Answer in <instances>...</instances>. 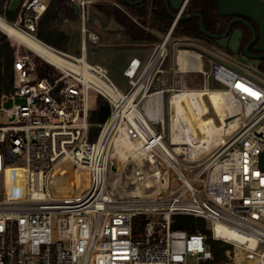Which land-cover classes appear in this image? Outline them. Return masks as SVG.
Here are the masks:
<instances>
[{
	"label": "built area",
	"instance_id": "obj_1",
	"mask_svg": "<svg viewBox=\"0 0 264 264\" xmlns=\"http://www.w3.org/2000/svg\"><path fill=\"white\" fill-rule=\"evenodd\" d=\"M75 1L85 16L89 1ZM189 1L149 61L129 62L128 91L84 54L58 50L75 67L40 76L33 52L16 53L14 87L0 100V264H215L208 236L173 228L174 214L206 219L211 238L232 245L222 264H264V79L213 57L198 69L201 88H170L168 118L165 89L154 85ZM46 10L44 0H22L13 23L36 36ZM92 90L111 105L94 139ZM185 90L222 92L225 119L239 122L205 141L187 102L183 112L172 103ZM124 139L131 151L114 157Z\"/></svg>",
	"mask_w": 264,
	"mask_h": 264
},
{
	"label": "trees",
	"instance_id": "obj_2",
	"mask_svg": "<svg viewBox=\"0 0 264 264\" xmlns=\"http://www.w3.org/2000/svg\"><path fill=\"white\" fill-rule=\"evenodd\" d=\"M96 1L95 6L97 9L104 13L107 18L114 19L133 41H155L157 36L148 31L146 25L167 30L174 20L164 0H145L143 5H132L125 0ZM18 12L19 8L16 10L7 8L5 14L8 19L16 20ZM196 12L202 14L203 23L207 30L214 32L225 27V19L228 16H224L219 12L218 0H190L183 14H194ZM59 13L68 18H76L78 16L72 0H52L43 18L39 20L35 32V35L39 39L54 47L63 46L68 41V37L63 32L61 33L59 30L53 28L54 24L60 18ZM42 30H45L50 35L62 38V42H53L42 34ZM178 32L185 35L195 34L196 36H200L202 34L200 17L192 16L186 19H179L174 28V33L176 34ZM15 57L14 47L0 37V100L3 93L11 91L14 87ZM36 64L40 76H45L48 72H55L51 64L40 58L36 59ZM260 69L264 72V58L261 61ZM110 111L111 105L109 101L101 94H98L97 106L91 111L90 115V121L92 123L91 139L97 136L100 130V124L107 119ZM68 191L67 187L66 193ZM143 218L144 216L142 215L135 218V231L139 228ZM172 227L175 229H184L190 233L196 231L204 232L209 238L208 240L210 241V246L216 261L215 264H222L230 260V253L228 251L232 253V245L221 240H213L206 219L190 214H174L172 217Z\"/></svg>",
	"mask_w": 264,
	"mask_h": 264
},
{
	"label": "rangeland",
	"instance_id": "obj_3",
	"mask_svg": "<svg viewBox=\"0 0 264 264\" xmlns=\"http://www.w3.org/2000/svg\"><path fill=\"white\" fill-rule=\"evenodd\" d=\"M8 1L9 0H0V14L2 16H4L6 19H8L6 14H5L7 8H9L11 10H16L19 8L20 2H21V0H10V2L8 4ZM44 1L46 3H48L49 0H44ZM96 2H97L96 0H93V1H89L87 3L84 23L88 29L87 30L88 36L93 31V32H96L99 35H101L102 38H101L99 43H93L91 40H89V39L87 40V42H88L87 60L90 63H99V64L106 66L108 68V75L112 79V81L120 89H122L123 91H126L130 85L128 83L127 77L123 73V70H124L125 62L128 60L130 53L132 52V48H134V47L125 44V36L126 35L123 32L116 31V30L111 31L112 28L110 27V24L112 22H110V21L106 22L103 15L100 13L99 14L97 13L98 9L95 6ZM79 16H80V19H79L78 23H76V26L78 25L80 28V26L82 25V22H83V19H82L83 15L82 14L78 15V18H79ZM73 19H75V18H73ZM107 19H109V18H107ZM8 20L12 21V22L15 21V20H10V19H8ZM111 20L113 22H116L114 19H111ZM103 22L106 23V29H104V27H103V24H102ZM172 23H171V25H172ZM146 28L148 31L152 32L153 34H155L157 36V41H158L162 38V36L167 32V30L170 27L167 30H164V29H158L156 27H151L149 25H146ZM0 37L3 38L5 41H8L14 47L15 56H16V53L18 51H20V53L32 52L25 45L21 44L16 39L9 36L5 32H3L2 30H0ZM82 37H83V33L79 30V36H77V41L78 40L80 41V39H82ZM170 42L173 45L175 44L176 46H180V47H184V48L194 47L195 49H198L199 51H201L205 56L207 53H211L213 55V57L218 58L222 61H225L226 63L230 64L231 66H233V67H235L241 71L246 70L237 60H235L232 57L231 54L226 53V52L221 51V50H218V49L210 48L209 46H206V45L203 46L204 45L203 43H201L198 39H193L191 37V35L181 34L180 32L175 34L173 32L171 35ZM64 52H67V51H64ZM81 52H82L81 49L77 50V53H74L73 55L78 56L81 54ZM169 53H170V51H169ZM34 58H35V60L37 58L44 60L43 58L36 55L35 53H34ZM205 60H207V59H205ZM44 61H46V60H44ZM49 64H51V63H49ZM52 66L54 67V65H52ZM54 70L56 71L55 67H54ZM203 79H204L203 75H200V74L194 75L193 77H191L192 82L191 81H189V82L191 83V86L193 85V86H196L195 88H199L198 87L199 83H201L203 81ZM214 91H218V90H214ZM97 98H98V93L96 91L92 90L90 92L89 98H88L91 109H94L97 106ZM169 98H170V94H168L165 97V101H166L165 113H166L167 118L170 115V108H169V104H168ZM208 98H203L204 100H202L203 110H204V108L206 109V110H204L206 112V114L204 113L205 115H202V119H207V118L212 117L215 119L217 124H220L221 122H220L219 117L217 115L218 113H216L217 106L213 102L214 98L212 99L211 96H209ZM21 100H22L21 98H16L15 100L14 99H8L3 105L4 106H11L14 103L20 102ZM209 100L211 101V103ZM189 109H190V107H189ZM207 111H208V113H207ZM173 113H174V109H173ZM192 115L194 118L192 121V124L194 125L193 128L195 129L194 131L197 132V134H199L198 126H201L200 125L201 119H195L193 112H192ZM5 120H6L5 114L3 113L2 110H0V124L4 123ZM230 120H231V118H229V117L226 120V125L224 128V134L226 133L225 131H229V128H227V125H228V122ZM167 124H168V119H167ZM203 137H205V136H203ZM167 139H168V137H167ZM123 149L126 151V154H128V151H131L132 148H129L128 146L127 147L124 146ZM114 161H115V164H117V165H119L121 162H123L120 159L119 160L115 159ZM67 174H68L69 178H71V173H70L69 169L67 170ZM65 179H67V178H65ZM69 181H70V179H69ZM0 197H2V195H0Z\"/></svg>",
	"mask_w": 264,
	"mask_h": 264
},
{
	"label": "crops",
	"instance_id": "obj_4",
	"mask_svg": "<svg viewBox=\"0 0 264 264\" xmlns=\"http://www.w3.org/2000/svg\"><path fill=\"white\" fill-rule=\"evenodd\" d=\"M22 1V0H21ZM52 0H49L47 4V7L49 6L50 2ZM74 1V0H72ZM10 0L8 1L9 4ZM21 4V2H20ZM20 7V6H19ZM76 10V9H75ZM77 12V11H76ZM19 13V12H18ZM46 13V12H45ZM44 13V14H45ZM97 13L102 14L106 22L110 21L112 22L110 24V27L112 28L111 31L116 30L123 32L125 36V44L132 46V52L130 53V56L128 60L125 62L123 73L125 74V70L129 64V62L133 58H138L141 61L142 67L149 61L154 45L159 41L157 39L155 41H133L130 39V37L121 29L120 25L117 22H113L111 19H107L106 15L102 13L101 11L97 10ZM43 14V16H44ZM59 20L54 24L53 28L59 30V32H63L67 37L68 41L63 46L54 47L45 41L47 45L52 46V48H55L57 50H63L69 52V54L77 53V50L81 49V54H84L87 59L88 54V42L87 40H91L93 43H99L101 40V35H99L96 32H91L90 35H87V27L84 23L85 16H81L83 19L82 25L76 26V23H78L80 16L73 18L64 17L61 13ZM78 15L82 14L81 12L78 13ZM42 16V18H43ZM103 27L106 29V23L103 22ZM86 29V30H85ZM79 30L83 33L82 39L80 41H77V36H79ZM42 34L46 37H48L53 42H62V38L56 37L55 35H50L45 32V30H42ZM87 35V36H86ZM38 38V37H37ZM39 39V38H38ZM99 39V40H98ZM169 55L166 58L164 65H163V71L158 74L157 79L155 81V87L160 89H165L164 94L165 97L168 94H171L172 91L170 88H190V89H197L196 86H191V77L194 75H202L200 72H198V69L202 67L205 70L210 69V62L213 58V55L211 53H207L206 56L199 51L198 49H195L194 47H180L176 46L175 44H170L169 46ZM80 54V55H81ZM79 56V55H78ZM207 59V60H205ZM95 64V63H94ZM99 64V63H98ZM102 65V64H101ZM104 66V65H103ZM141 67V69H142ZM245 72L251 73L249 70H244ZM127 77V76H126ZM128 79V77H127ZM192 82V81H191ZM128 83L130 85L129 79ZM190 83V84H189ZM209 84L212 85V79H209ZM203 86V81L199 83V88ZM131 88V85L126 90L128 91Z\"/></svg>",
	"mask_w": 264,
	"mask_h": 264
},
{
	"label": "bare ground",
	"instance_id": "obj_5",
	"mask_svg": "<svg viewBox=\"0 0 264 264\" xmlns=\"http://www.w3.org/2000/svg\"><path fill=\"white\" fill-rule=\"evenodd\" d=\"M0 30L8 34L9 36L16 39L21 44L25 45L31 51H33L36 55L40 56L47 62L51 63L57 67H71L75 66L68 60L66 55L51 46L47 45L40 39L36 38L33 34H30L13 22L7 20L4 16L0 15ZM204 94H207L208 97L211 96L214 98V103L216 104V113L220 116V124H217L215 119L210 117L207 119H202V115L206 113L203 110ZM187 102L190 109L194 113L195 119H201L200 125L206 136L204 137L205 141H216L221 139L224 134V128L226 125V116L228 115L227 111V100L225 95L220 91L208 90L207 92H203L202 90H185L182 92H178L172 97V103L176 106L177 112H183L184 106L183 102ZM239 122V118L231 119L228 122L229 131H231ZM198 124V123H197ZM194 126V125H193ZM227 130V129H226ZM226 132V131H225ZM196 133V132H195ZM124 146H128L132 148L133 145L127 139H124L122 143L116 148L117 150L114 152V157H118L119 153L126 154V151L123 149ZM179 151H182L181 147H178ZM122 163V162H121ZM66 167L69 169L68 164ZM71 173V172H70ZM73 173H71V176ZM236 235V234H235ZM238 236V235H236Z\"/></svg>",
	"mask_w": 264,
	"mask_h": 264
},
{
	"label": "water",
	"instance_id": "obj_6",
	"mask_svg": "<svg viewBox=\"0 0 264 264\" xmlns=\"http://www.w3.org/2000/svg\"><path fill=\"white\" fill-rule=\"evenodd\" d=\"M93 1V0H88ZM132 5H143L145 0H125ZM165 5L170 12L171 16L175 19L178 16V12L185 4V0H164ZM74 8L78 13L81 12V6L74 0L72 2ZM218 10L224 16L237 15L239 18H233L228 24L226 33H228L231 24L234 20H242L250 25L253 30V37L250 42L245 46L243 59H236L245 69L251 73L264 79V72L260 69L262 58H264V0H218ZM192 16L200 17V29L206 37L219 38L221 35L215 34L207 30L203 23V16L201 13L186 14L183 13L179 16V19H186ZM254 20L259 27V36L255 28L246 19ZM166 30V29H165ZM242 31L240 29L235 30V34L229 44L232 53H237L239 49L240 37ZM37 38V37H36ZM229 38L226 37L223 40H219L222 46L226 45ZM253 52L249 50V47L253 45ZM50 46V45H49ZM52 47V46H51ZM55 49V48H54ZM33 52V51H32ZM230 53V54H232ZM261 165L264 167V152L260 155Z\"/></svg>",
	"mask_w": 264,
	"mask_h": 264
},
{
	"label": "flooded vegetation",
	"instance_id": "obj_7",
	"mask_svg": "<svg viewBox=\"0 0 264 264\" xmlns=\"http://www.w3.org/2000/svg\"><path fill=\"white\" fill-rule=\"evenodd\" d=\"M233 18H239V16H237V15L228 16L225 19V27L223 29H221V30H217V31H214L213 32L215 34L221 35V37H219V38L206 37L203 34V32H202V34L200 36H196L195 34H193V35H191V37L193 39H198L201 43L204 44L203 46L206 45V46H209L210 48L218 49V50H221V51H224V52L230 54L232 52H231V48H230L229 44L231 42L232 37L235 34V30L240 29L242 31V36L240 37V43H239V46H238L239 47L238 52L237 53H232L231 55H232V57L235 60L237 58L238 59H243L242 57L245 54L244 53L245 46L252 39V37H253V30L250 27V25L247 24L246 22H244L242 20H239V19L238 20L236 19L231 24L228 33H226L227 28H228V24H229L230 20L233 19ZM246 19L255 28V30L257 31V35L259 36V27H258L257 23L254 20H252V19H249V18H246ZM226 37H228L229 40H228V42H226V45L225 46H222L220 44L219 40H223ZM253 46H254V44L249 47V50L251 52H253ZM262 60H263V58H262Z\"/></svg>",
	"mask_w": 264,
	"mask_h": 264
}]
</instances>
